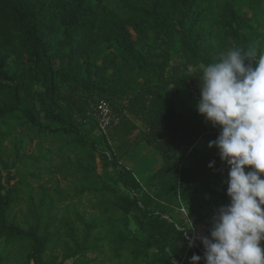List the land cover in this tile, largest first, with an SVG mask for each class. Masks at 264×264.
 Returning <instances> with one entry per match:
<instances>
[{
  "label": "trees",
  "instance_id": "1",
  "mask_svg": "<svg viewBox=\"0 0 264 264\" xmlns=\"http://www.w3.org/2000/svg\"><path fill=\"white\" fill-rule=\"evenodd\" d=\"M242 1L0 0V121L21 119L35 138L65 142L57 162L41 146L36 154H17L38 169L13 173L16 163L4 159L12 130H0V242H30L23 264H176L191 234L183 232L188 217L198 225L231 204L228 190L212 188L222 180L219 159L197 146L202 137L216 140L211 132L222 129L177 112L168 91L178 94L190 67L208 66L246 38L264 39V0ZM11 58L14 73L7 69ZM101 100L120 116L108 136L97 133L90 115ZM84 125L106 142L121 182L135 194L140 182L121 160L142 143L158 150L163 166L151 178L159 192L105 194L98 214L61 219V204L107 191L95 180L98 148L84 137ZM116 139L122 141L118 156ZM78 178L73 195L62 188ZM132 220L142 236L132 234ZM63 239L71 242L57 253ZM0 264H6L1 255Z\"/></svg>",
  "mask_w": 264,
  "mask_h": 264
},
{
  "label": "clouds",
  "instance_id": "2",
  "mask_svg": "<svg viewBox=\"0 0 264 264\" xmlns=\"http://www.w3.org/2000/svg\"><path fill=\"white\" fill-rule=\"evenodd\" d=\"M201 80L197 107L206 122L222 129L209 148H219L231 168V204L214 215L211 238L196 239L204 245L207 264H264V54L253 46L222 51L204 68ZM246 167L253 170L246 173ZM191 225L185 234L194 231ZM188 239L194 247L195 240ZM200 260L193 255L191 264Z\"/></svg>",
  "mask_w": 264,
  "mask_h": 264
},
{
  "label": "rangeland",
  "instance_id": "3",
  "mask_svg": "<svg viewBox=\"0 0 264 264\" xmlns=\"http://www.w3.org/2000/svg\"><path fill=\"white\" fill-rule=\"evenodd\" d=\"M249 1L250 0H243L242 5L247 6ZM104 2L108 3L107 1H104ZM58 37L59 38L63 37L61 29L59 31ZM150 41L153 42V35H151ZM249 46L255 47L258 51V54H264V39L263 40L262 39L250 40L246 38L245 41L239 45V47H245V48H248ZM171 53L172 55L175 54L173 51ZM205 67L206 65L204 64H201L195 68L190 67L188 71L186 72L187 81L180 88L178 94H175L173 91H168V96L174 103L177 112L182 113L192 118L193 121L195 122L202 121L210 128L212 125L211 122H206L205 116L199 113L198 107H197L200 99L202 98L201 77L203 75V70ZM7 69L11 73H14L17 70V66L15 64L14 58L9 59ZM134 121L140 130L146 129V124L143 121L138 120V119H134ZM22 123H23V120L21 119L0 121L1 131L5 132L8 130H12L10 136L4 143V146L6 147L7 154H8V156H5L4 159L5 161H8L9 165L16 163L17 166L15 168L12 167L13 173H16V170L18 169L20 170V173H30L38 169V166L36 165L34 160L27 159V160H24L23 162H20L17 154H20L21 157L24 154H27V155L36 154L39 146L42 147L43 154H45L48 151L52 152V157H53L54 162L60 161V155L63 153L61 150V147L65 143L62 140V138L60 137L54 138L52 136H45L42 134L40 138L37 139L35 138L36 136H35L34 130L30 127L25 126ZM50 124L55 127L58 126L57 124L52 123V122H50ZM137 133L138 131L135 132V134ZM220 134L221 132L219 133L211 132L210 135L212 138H214L216 136H219ZM83 135L89 141H92L93 143H95V145L98 148V152H97L98 177H96L95 180L98 181L100 186L104 185L107 191L106 193L87 192L84 196H82L79 199H75L73 201H69L67 203L61 204V209L59 212L61 219H63L62 215L64 213L70 214L71 217H74L77 213H80L82 215L84 214L90 215L92 213L98 214L99 210L97 209V206L105 202L103 198L105 194L110 195L114 192L121 197H124V196L141 197V194L143 192H148L150 193V195H156L159 192L160 187L158 185V182L154 181L151 178V175H146L145 177L138 178V181L140 182V189H138L137 191L141 192V194L139 195L135 194L132 189L126 188L121 182V179L115 170L113 154H112V151L108 149L106 142L99 135H97L95 131L91 129L89 125H84ZM214 140L215 139L211 140V139H208L207 137H204V138L202 137L201 139H199L197 146L202 151L207 152L206 147L202 146L201 142H205V141L210 142ZM121 142L122 141L117 140V139L113 141L112 147L117 156L121 154V151L119 150ZM140 151H143V150L141 149ZM138 152L139 150L137 149L136 155L133 156L134 158L138 155ZM74 153L75 152L69 150L67 152V155L70 157H74ZM149 154L151 156L150 159L152 162L153 155L151 154V152H149ZM212 156H214L215 158H218L215 155H212ZM125 159L121 160L122 165L126 164ZM218 159H219V164H218L217 169L220 172L222 180L216 186H212V188L221 192L223 190H228L230 166L226 162L222 161L221 158H218ZM132 163H134L133 159H132ZM1 168H3L2 164H1ZM6 174L7 172L3 170V175L6 176ZM3 182L6 183V180L4 179ZM32 182L34 185H36V182L34 180ZM81 183H82V179L78 178V179H75L72 184H68L67 182L63 181L61 185H62V188L67 189L73 195L76 191V187L80 186ZM180 211L181 213L184 214L182 209ZM191 222H192V219L188 217V220H187L188 229H190L192 226ZM195 228H196V225H194V229ZM130 229H131L132 234L136 236H142V231L138 228L134 220L131 221ZM189 232L191 233L190 236L186 237V240L181 242V246H182V251L180 254L181 260H176V264H185L187 260L186 249L190 248L188 238L194 237V231L189 230ZM80 233L83 235L85 233V228L81 227ZM67 241L71 242L70 239L61 240L59 244V248L57 249V253H61V251L63 250L65 246L64 243H66ZM31 249L32 247H31L30 242L26 240H20V241L2 240L0 242V255L4 258V261L6 264H23L26 255L29 252H31ZM73 263H74V259H71L65 264H73Z\"/></svg>",
  "mask_w": 264,
  "mask_h": 264
},
{
  "label": "crops",
  "instance_id": "4",
  "mask_svg": "<svg viewBox=\"0 0 264 264\" xmlns=\"http://www.w3.org/2000/svg\"><path fill=\"white\" fill-rule=\"evenodd\" d=\"M201 144L202 146L206 147V150H207L206 153L212 154V155L217 156L218 158H221L219 148L217 147L209 148L208 141L201 142ZM137 149L139 150V152H138V155L134 158L133 156L136 155ZM141 149L143 151H140ZM148 151L151 152V154L153 155L152 162L150 159L151 156ZM127 156L124 157V159L127 157L125 159V162L127 165L126 164L124 165L127 168L131 169L137 178L145 177L146 175H153L163 166L162 157L159 151L147 143H142L141 145L137 146L134 149V151L128 154ZM132 159L134 160V163H132ZM229 170L231 171V168ZM252 170L253 169L248 168V167L245 168L246 173ZM261 179H264V174H261ZM211 230H212V220H206L196 225V228L194 229V237H195L196 244H195V247L186 249L187 260L185 264H191V258L193 255L201 256V260L199 261V264H207L206 260L203 259L205 255L204 245L200 240L196 239V237L197 236H208L209 238H211L210 236ZM261 247L264 248V240L261 241Z\"/></svg>",
  "mask_w": 264,
  "mask_h": 264
},
{
  "label": "built area",
  "instance_id": "5",
  "mask_svg": "<svg viewBox=\"0 0 264 264\" xmlns=\"http://www.w3.org/2000/svg\"><path fill=\"white\" fill-rule=\"evenodd\" d=\"M90 115L97 123V133L99 135L108 136L120 121L119 114L114 110L111 103L107 100H101L98 102L91 109ZM182 211L188 216L187 210L184 207L182 208ZM192 239L195 240V237Z\"/></svg>",
  "mask_w": 264,
  "mask_h": 264
}]
</instances>
